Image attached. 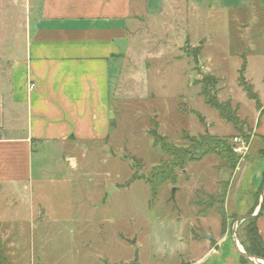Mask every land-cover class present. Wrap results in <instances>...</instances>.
Masks as SVG:
<instances>
[{"label":"rangeland","instance_id":"rangeland-1","mask_svg":"<svg viewBox=\"0 0 264 264\" xmlns=\"http://www.w3.org/2000/svg\"><path fill=\"white\" fill-rule=\"evenodd\" d=\"M174 11L156 27L138 30L132 60L122 63L112 87L106 138L34 152L32 183L0 186V264H178L198 254L199 240L221 232L214 208L229 191L236 212H225V230H232L242 211L252 215L263 167L251 175L250 183L261 187L254 196L246 197L247 185L233 194L237 169L253 168L255 150L234 152L232 138L239 135L205 104L197 82L205 75L219 80L217 99L238 106L240 137L247 144L256 106L237 78L243 56L245 79L264 101L263 16L194 10L183 0ZM154 122L170 144L196 152L199 137L208 135L215 150L183 171L175 169L176 183L162 184L155 197L144 180L133 179L171 162L153 146L148 132ZM239 224L235 238L244 252Z\"/></svg>","mask_w":264,"mask_h":264},{"label":"crops","instance_id":"crops-1","mask_svg":"<svg viewBox=\"0 0 264 264\" xmlns=\"http://www.w3.org/2000/svg\"><path fill=\"white\" fill-rule=\"evenodd\" d=\"M178 1L0 0V64L6 66L0 70V186L32 183L34 152L106 138L112 87L122 63L132 60L138 30L156 27L175 12ZM183 1L194 10L259 13L264 24V0ZM251 130L247 149L254 148L256 164L237 169L240 174L232 183L235 195L247 185L246 197L261 188L250 183L256 168L263 167L264 180V101L255 110ZM263 190L252 214L258 212ZM229 199L230 191L224 201L227 214L236 212V202L229 206ZM262 208L256 226L264 243V204ZM231 231L199 240L198 254L178 264H241Z\"/></svg>","mask_w":264,"mask_h":264},{"label":"trees","instance_id":"trees-1","mask_svg":"<svg viewBox=\"0 0 264 264\" xmlns=\"http://www.w3.org/2000/svg\"><path fill=\"white\" fill-rule=\"evenodd\" d=\"M195 51L197 55L199 48H196ZM245 71H246V60L242 56V64L240 66V69L238 70L237 84L244 91L246 97L249 100L255 102L256 108L259 109L260 108L259 98L257 94L254 92L252 85L245 79ZM197 83L200 85L199 94L203 97L205 104L215 109L218 112L220 118L232 124V126L236 130V134L239 135L240 137L242 130L238 127L240 121L238 120V117L236 115L238 106H236L235 108H231L229 102H220L217 99L216 87L219 83V80L213 76L205 75ZM198 118L200 123H203L202 118H200L199 116ZM157 129H158L157 123L154 122L152 128L148 132L150 137H152L153 139V146L158 147L163 154L167 155L170 158L171 162L168 163L160 162V165L152 168L149 177L143 178V177L134 176L133 178V179L144 180V182L151 187L153 197L156 196L157 190L162 184L176 183L177 176L176 173L174 172L175 169L183 171L187 163L193 161H199L203 159L205 156L215 154L214 148L211 147L213 145L210 143V141H214V140L210 138L208 135L199 137L198 140L200 144L197 147V149L199 150H197L196 152L193 151L191 152L189 148L178 147L176 145L168 143L165 137L158 135ZM184 139L189 140L190 138L188 136H185ZM191 141H194V139H192ZM263 187H264V180H263ZM207 197L210 200L213 199L212 196H207ZM216 203L218 204V206L214 208V212L217 216H219L221 220V230L223 233L226 227L224 199L217 200ZM263 204H264V198H263ZM213 207H214L213 204H211L207 206V210L212 209ZM262 209L258 213V215H256L254 218L240 222L239 225H240L241 234L238 237L239 242L244 247V253L248 256L260 260H262L264 257V243L258 232L256 221L258 217L261 215ZM240 262L241 264H252V262L245 257H240Z\"/></svg>","mask_w":264,"mask_h":264},{"label":"water","instance_id":"water-1","mask_svg":"<svg viewBox=\"0 0 264 264\" xmlns=\"http://www.w3.org/2000/svg\"><path fill=\"white\" fill-rule=\"evenodd\" d=\"M263 198H264V190H263V193H262V195H261V199H260V203H259V209H258V212H257L256 214L246 215V216H244V217H241V218H239V219H236L235 222H234V224H233L232 231H231V233H232V242H233V244H234L236 250L239 252L240 257H245V258L249 259L250 261H254L255 263H257V261H262V260L257 259V258H254V257H251V256H248V255H246L244 252H242V251L240 250V248H239V246H238V242H237V240H236V238H235V232H236V227H237L238 223L243 222V221L248 220V219H252V218H254L256 215H258V213L261 211V209H262V207H263ZM211 238H212L211 236H208V237H207L208 240H210Z\"/></svg>","mask_w":264,"mask_h":264},{"label":"built area","instance_id":"built-area-1","mask_svg":"<svg viewBox=\"0 0 264 264\" xmlns=\"http://www.w3.org/2000/svg\"><path fill=\"white\" fill-rule=\"evenodd\" d=\"M232 143L236 146L234 148L235 153L244 154L245 151H247V144L241 137L236 136V137L232 138ZM239 248H240V246H239ZM240 250H241V248H240ZM257 264H263V263H262V261H257Z\"/></svg>","mask_w":264,"mask_h":264}]
</instances>
